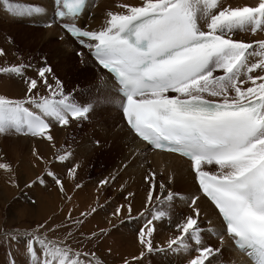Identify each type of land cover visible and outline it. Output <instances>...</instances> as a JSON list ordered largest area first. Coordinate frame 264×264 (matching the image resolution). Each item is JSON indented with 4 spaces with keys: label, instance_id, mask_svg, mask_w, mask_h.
Masks as SVG:
<instances>
[{
    "label": "bare ground",
    "instance_id": "6f19581e",
    "mask_svg": "<svg viewBox=\"0 0 264 264\" xmlns=\"http://www.w3.org/2000/svg\"><path fill=\"white\" fill-rule=\"evenodd\" d=\"M15 1H19L21 3L28 1L34 2L37 0ZM40 1H42L41 3L45 5L46 11L49 12L50 2L48 0ZM185 1L187 4L188 2L191 4L190 11L196 10L198 12L196 21L198 31L200 33H215L210 31V24H212L215 28H219L216 27V25L219 24V17H221V15L219 16V11L221 8L218 6L213 8L210 3H205L202 0ZM2 2L8 3L9 0H2ZM159 2H162V0H102L98 4L97 9L93 11V17L88 24L92 23L94 27L101 29L107 27L114 19L131 16L141 10L149 9L153 4H159ZM217 2V5L221 4V7H229L230 11L227 13L230 15L229 19L233 21L231 27L235 26L237 22L242 21L243 24L241 25H248V23L252 25L253 23H256L257 26L261 28V32L264 30V0H245V3L240 4V6L234 5V1L232 0H217ZM131 3L134 5L135 3L137 4L136 9L134 11L132 10L133 13H128V11L126 13L123 12L124 7L122 6H127ZM244 5L246 6L242 7ZM127 7L132 8L133 6ZM6 14L8 15V13ZM7 15L4 14L5 20L9 22H19V20L14 17V19H11V16V18L8 19ZM210 18L212 21L207 26H205L204 23L202 25V21ZM254 19L256 20L254 21ZM252 29L253 28L248 29L250 30V33H248L247 30L245 31L246 33L244 32L247 40L252 37L253 40H255L254 37L259 36V34L252 35ZM43 30V34H45L46 37L37 41L38 45H45L49 47L53 44V46L57 49L56 59H59L60 61L69 56L73 58L72 51L76 52V49L73 50L71 40L65 39L61 41L62 43H53L56 38L61 36L57 27ZM225 37L231 43V48L229 51L225 52L224 58L225 56L227 57V54L232 49H236L235 43L242 44L234 39L228 38L227 36ZM8 50L9 48H6L5 54L0 56V68H2L3 61L10 55ZM237 70L239 69L237 68ZM91 73L92 77L97 79L98 74L95 71H91ZM34 78V86H29V83L27 84L22 80L19 84H9L10 86L6 88V90L0 88V101L2 104H4V101L2 100L7 98V100H11V105L9 106H19L20 104L24 105V102L30 99L35 100L36 102L33 110L42 111L43 105H41V107L38 106L39 108L36 105L38 102L42 103L49 98H46V93L49 96V93L51 94V90L47 88L46 83H42L46 86H42L41 84L36 85V80L39 76H35ZM261 80L262 79H259L258 82H260L261 85H264V81ZM39 81L40 79H38V83ZM104 88L105 89L101 91L102 94L105 97H113V85L109 83L106 84ZM7 91H10L13 96L7 97ZM2 92H4L5 95L1 94ZM40 93H43L41 97ZM263 94L247 98L243 101L233 100L232 102H221L226 104H239L257 97H263ZM2 106L4 107L7 105ZM114 114H116L117 119L121 121L115 111ZM87 117H89V114L85 118ZM78 120H81V118H78L77 120H69L68 124L60 127L57 126L58 123L55 124L56 120L53 118V128L47 133H50L49 135L51 136L57 134L58 132L70 133L75 122ZM119 123H117V125ZM110 126V122L102 125L103 130H100L98 136L100 139H96L95 142L93 141L94 143H89L90 145L84 148V153L82 154L80 151L83 150V147L82 149H77V152L76 149L73 153L71 152V149L73 148H71L72 144L68 143L70 142L69 140L57 142L59 147L55 150L53 149L54 146L57 145L56 143L55 145L50 143L49 147L45 143H41L47 141V133L37 137L28 136L25 138L28 141H24L23 146L25 148L34 142L35 144L40 143L35 146L39 150H46L47 148L52 149V152L50 154L48 153L49 163H51L50 160L52 156L58 152L67 151L64 154V157H70V160L62 163H59V161L57 163L53 162L55 165L53 164L52 170L61 173L60 176L64 177L63 179L62 177L59 178L64 181L60 180V183L56 186L53 181L55 178L54 174V178L49 177L47 179V184H51L53 187L52 191L47 189V208L41 207L40 211L34 214L33 208L23 206L22 211L25 212L23 214L17 213L19 215L18 218L20 219L21 217V219H27L29 222V219L37 216L34 219V222L37 224L43 223L44 225L41 227L44 230H47L48 233H52V236L50 235L47 238L58 239L61 246H72L71 242L65 241L66 239L64 238L71 237L72 239H70V241H72L73 238L86 239L89 237L93 242V251L91 249L90 250L93 252L92 255L96 264H123L128 259H131L132 262L138 264H169L164 256L168 251L164 248L168 246L175 247L176 245L184 248V251L182 250V252L185 253L188 259V264L231 263L234 256L231 253L232 251L229 245L226 247V243L221 244L216 242L208 235V228L201 230V227H199L203 224V222H208V227H219L220 220L216 211L204 198H199V200L192 203V199L197 195V189L194 183V176L190 172L189 163L174 155L153 153L143 144L138 143L134 137L130 138L129 133L124 130L123 126L118 130H115L116 126ZM12 136H14V134ZM86 140H88L86 142L91 141L88 137ZM1 142L2 140L0 141V147H2ZM86 142L83 143L85 144ZM68 146H70V148H68ZM14 158L17 159V155ZM104 159L112 161V167H110V165L108 168L103 170ZM9 160L10 159H7L3 153H0V162L2 164L0 170L3 172L2 177L6 179V183L9 184V189L11 191L10 193L8 191L0 192V203L3 206H5V203L8 202V198L15 196L19 193V191L21 192L25 185L30 181L24 178L25 175H21L20 167L22 165L17 166L15 164L17 166L15 169L16 166L13 163V165H11ZM12 161L13 160H11V162ZM253 161L254 159L251 160V163ZM245 166L246 164L243 163L215 168L222 169V173L226 176H238L239 174H234L240 169H236H242ZM92 167L94 168L92 169ZM96 168H100L102 170L96 171ZM67 169L71 170L70 173L67 172ZM28 170H30V172L27 174V178L36 177L39 171V169L36 168H33L32 170L30 168ZM58 172L56 174H58ZM94 173L96 175V180L94 181L93 188L91 189L90 186L93 183L87 184L83 182H88L90 179L89 177ZM117 177H119V179ZM88 185L90 186L87 187ZM189 205L191 209L189 208ZM157 208L164 209L167 212H158L156 210ZM3 212H0V226L3 225ZM155 213L157 215H155ZM158 213H161L164 218L162 219L161 216H158ZM145 215L152 218V221L150 222L152 227L150 228L148 234L137 233V226H143V219ZM15 217L16 216H14V219H11L14 221ZM133 217L137 219L131 220ZM11 219L8 218L9 222L7 225L11 223ZM82 223H84V225ZM168 225L169 227H166ZM83 226L86 227L82 228ZM19 227L24 229L28 226L24 224ZM5 229L6 228L0 227V233ZM86 229L88 232H85ZM7 231H9L12 235L20 232L19 230L11 229H8ZM192 232L195 234L192 235ZM148 235H151V237H148ZM193 237L200 238L201 241L199 245L202 246V248H211L210 251L207 252V256L204 257L193 252V247H195L191 241ZM177 253L179 254V251ZM221 259H223V262L220 261Z\"/></svg>",
    "mask_w": 264,
    "mask_h": 264
},
{
    "label": "rangeland",
    "instance_id": "374dc122",
    "mask_svg": "<svg viewBox=\"0 0 264 264\" xmlns=\"http://www.w3.org/2000/svg\"><path fill=\"white\" fill-rule=\"evenodd\" d=\"M4 1H7V0H4ZM11 1H14V3H20L19 1H15V0H11ZM166 1L167 0H162V2H159V4L161 3L164 4ZM202 1H204L205 3H209L208 0H202ZM232 1H234V5L236 6H240V4L245 3V0H232ZM214 2L215 3H212L213 6H215V4L216 5L218 4L217 0H214ZM5 3L7 2H2V0H0V56L2 54H5L6 48H9L11 52L8 50L10 55L8 54L9 55L8 58H6L3 61L2 68H0V88H3L6 90V88L10 86L9 84L11 83L19 84V82H22V80L27 84L29 83V86L30 85L34 86V83H35L34 77L39 76L38 79H40V81L38 83V79H37L36 85L41 84L43 86L46 83L47 88L51 90V94L48 92L49 96L46 93V98L47 97L49 98H47L45 102H47V100H52V99H63V100L78 103L79 100H81V98L83 97L86 98V95H83L84 92L82 91V89L83 88L86 89L88 86H90V84L96 82L95 81L96 78L92 77V73H91V71L93 70L86 69V68L84 69L82 68V66L80 67L81 63L80 61L78 62V58L75 56V54H73V58L70 56H69L70 58L66 57L64 59L65 61L64 60L60 61L59 59H56L57 49L53 46V44L52 46L48 47L45 45H38L37 43V41H40L42 38L46 37V35L43 34V31H44L43 29L29 27L26 24H23L18 21L16 22L11 21L12 22L11 23L5 20L4 14L7 15L6 13H8L7 15L8 19H10L11 17H12L11 19H14L13 16L9 13V11L5 9V6H4ZM188 4L191 5L189 2ZM127 6H133V7L131 8ZM127 6H122L124 7L123 12L126 13L128 11V13H133V11L136 9L137 4L135 3L134 5L133 3H131L130 5H127ZM245 6L246 5L242 7H245ZM218 7L221 8V10L219 11L220 12L219 15L221 16L225 15V16L219 17L220 19L219 24H217L216 27H219L222 30H224L225 31L224 33L228 34L230 39H234L242 43L240 44V46H238V43L237 44L235 43L236 49L235 50L232 49L229 53L232 52L233 57H237L238 55H240L241 52L243 53L242 57L246 56L243 61H240L238 63V65L236 66V70H235L242 75L241 82L230 93H227V92L222 93V95L220 96L218 100L223 101V102H232L233 100L243 101L247 99L246 97L251 98V96L252 97L259 96L264 93V85H261L260 82H258L259 79H262L261 81H264V30L261 32V30H259V27H256V25H252L251 27L254 29L252 35L259 34L260 37L259 36L254 37L255 40H253V37L247 40V38L245 37V33H246L245 31L247 30L248 33H250V30L248 29L251 28L250 27L251 24L248 23V25H241L243 24V22L239 21L235 24V26H233L234 28H237L239 26L241 27V28H238V30L236 31L233 27L231 28L233 21L229 19L230 15L227 13L228 11H230L229 7H225V8L221 7V4H219ZM191 12L194 13L195 22H196L198 12L196 10L195 11L191 10ZM255 20L256 19H254V21ZM211 21H212L211 18L208 20H204L202 21V25L204 23V25L207 26ZM207 22L208 24L206 25L205 23ZM211 25L212 24H210V27ZM211 31L219 32L220 30L218 29L213 30L212 28ZM4 41L6 42V44ZM53 43H62V42L60 41V38L59 39L56 38L53 41ZM245 46L248 47L249 49L245 48ZM229 53L227 55H229ZM223 59H221L217 63V66L222 65ZM229 61H232L231 63H233L234 60L230 58L227 59L225 64L220 66V68L217 70V72H215V74L222 73L225 69H228L231 65L228 63ZM252 63L254 64L255 72L253 69L250 70V64ZM237 68L240 71L237 70ZM245 68L246 69L249 68V71L246 72ZM14 88H17V87H14ZM41 90H44V89H41ZM1 94L5 95L4 92H2ZM41 95H43V93H40V97ZM6 96L12 97L13 94L10 91H7ZM241 97L246 98V99L242 100ZM263 97H264V94H263ZM7 99L2 100L4 101V104L0 103V105L1 106L7 105V106H4L7 109L18 107V106H9L11 105L10 103L11 100H7ZM24 103H25L24 105L27 106L28 109H30L31 111H34L33 107L36 104L35 100L28 99V101H25ZM83 103H85V101H83ZM41 105H45V103L38 102L36 106L41 107ZM111 112L112 110H110V108L109 109L105 108V113H107L109 116L112 115ZM82 119L83 118H81V120ZM87 119H83L82 121L81 120L76 121L70 133H59L58 132L57 134L53 136L49 135L50 133H47V137H46L47 141L41 142V143H45L49 147L50 143L55 145V143L57 144V142L59 141L69 140L70 142L68 143L72 144L71 148H73L71 149L72 153L75 151V149L77 152V149H82V147H83V150L80 151V153L81 154L84 153V148L89 146L90 145L89 143H92L93 141L95 142L96 139L97 140L100 139L98 138V136H99L100 130L101 131L103 130L102 125L109 123V121L102 116V113L97 110L91 111ZM56 123H58V120L55 121V124ZM68 123L69 121L66 124ZM57 126L59 125L57 124ZM110 127H115V126L111 124ZM11 134L12 135L14 134V136H12ZM12 137H15V138H12ZM87 137L88 139L91 140L90 142H86L88 141L86 140ZM25 138L27 137H23L21 134H18V133L0 132V141L2 140L1 142L2 147H0V153H3L7 159H10L9 161L11 165L13 164L14 165L16 164L17 166L22 165L20 167L21 172L20 171L19 172L21 173V175H25L24 177L25 179L30 180L25 185V187L21 190V192L19 191V193L16 194L17 196L15 195V196H11L10 198H8V202L5 203L6 204L5 206L1 205L0 203V212L4 211L3 217H2V224L4 225V227L3 225H1L0 227L6 228L5 230H2V232L0 233V264H96L93 258V255H92L93 254L92 252L93 242L91 241L92 239H90L89 237H87L86 239L85 238L83 239L73 238L72 241H70V239H72L71 237L64 238L66 239L65 241L71 242L72 246L71 245H69L71 247L61 246V243H59L58 239L47 238L52 233H48L47 230H44L41 227L44 225L43 223L37 224L36 222H34V219L37 216L33 217L32 219H29V222L27 219H21V217L20 219L18 218L19 215L17 213L23 214L25 212V211H22L23 206H28V207L33 208L34 214L38 213L41 207L47 208V189H49L50 191H52L53 189L51 184H47V179L49 177L54 178L53 176L54 174L55 178L53 179V181L56 186H58V184L60 183V180L64 181L62 180L64 176H60L61 173L57 171L58 174H56L57 172L55 170L54 171L52 170L53 168L52 166L54 164L53 162L57 163L59 161V163H62V162L70 160V157H64V154L67 151L58 152L52 156L50 160L51 163H49L48 155L52 152V149L47 148L46 150H39L35 146L39 145L40 143L35 144L34 142H32L33 145L29 144V146L25 148L23 146L24 141L28 142ZM83 142H86V143L84 144ZM4 147L5 148L7 147V148L5 149ZM57 147H59L58 144L54 146L53 150H55ZM68 148H70V146H68ZM261 152H263L262 156H264V146L261 147ZM16 155H17V159L14 158L16 157ZM11 160L13 161L11 162ZM257 162H258V159H254V161L250 163L249 166L246 165L242 169L237 168L236 170H239V169L240 170L237 171L234 175H237V174L240 175L242 172H245V170L251 168V166H253ZM111 164H113L112 161L104 159L103 170L108 168ZM17 166L15 167V169L17 168ZM1 167H2V164L0 162V168ZM94 167H92V169ZM110 167H112V165ZM30 168L31 170L33 168L39 169L36 177L27 178V174L30 172V170L28 169ZM214 169L220 172L221 176L223 177H233V175H229V176L224 175L222 173L223 172L222 169H219V168H214ZM99 170H102V169L96 168V171H99ZM70 171H71L70 169H67L68 173H70ZM2 173H3L2 170H0V192L8 191L10 193L11 191L9 189V184H7L6 179L2 177ZM59 177H62V179H60ZM89 178L90 179L88 180V182L84 181L83 183H87V184L93 183L91 186L90 185L87 186V187L90 186V188L92 189L94 185V181L96 180L95 173L92 174ZM117 178L119 179V177ZM189 208L191 209L190 205H189ZM156 210L158 212H163V211L167 212L166 210L161 209V208H157ZM155 215L157 214L155 213ZM14 216L16 217H15V220L13 221L12 219H14ZM158 216H161L162 219L164 218L161 215V213H158ZM8 218L9 219L12 218L11 223L9 225H7L9 222ZM136 219L137 218L133 217L131 220H136ZM151 219H152L151 217H148L147 215H145L143 219L144 221L143 226L141 227L140 225H138L139 226V227L137 226L138 231L136 232L148 234L150 228L152 227V225H150V222L152 221ZM24 224L27 225L28 227L24 229L19 227ZM82 224L84 225V223ZM84 227L86 226H83L82 228ZM166 227H169V225ZM199 227H201V230L207 228L208 222H203V224L200 225ZM8 229L19 230L20 232L14 233L12 235L11 233H9V231H7ZM85 232H88L87 229L85 230ZM148 237H151V235H148ZM82 246L83 247L85 246L87 250L85 247L83 248ZM175 247L168 246L166 247L167 249L164 248L165 250L168 251V252L166 251L167 253H165L164 255L165 259L169 262V264L171 263L172 264H188L187 262L188 259L185 253L182 252V250L184 251V248H182V246H180L181 247L180 248L177 245ZM84 249L86 250V253ZM169 249L171 252L169 251ZM178 251H179V254L177 253ZM206 254L202 256L205 257L207 256ZM123 264H138V263H134L131 261V259H128Z\"/></svg>",
    "mask_w": 264,
    "mask_h": 264
}]
</instances>
